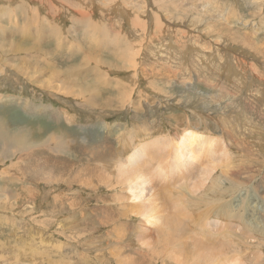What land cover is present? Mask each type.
Listing matches in <instances>:
<instances>
[{
  "label": "rangeland",
  "instance_id": "374dc122",
  "mask_svg": "<svg viewBox=\"0 0 264 264\" xmlns=\"http://www.w3.org/2000/svg\"><path fill=\"white\" fill-rule=\"evenodd\" d=\"M0 21V264H264V0H0ZM186 129L213 138L198 168L153 146ZM146 140L154 227L114 178Z\"/></svg>",
  "mask_w": 264,
  "mask_h": 264
},
{
  "label": "bare ground",
  "instance_id": "6f19581e",
  "mask_svg": "<svg viewBox=\"0 0 264 264\" xmlns=\"http://www.w3.org/2000/svg\"><path fill=\"white\" fill-rule=\"evenodd\" d=\"M32 1H34V0H32ZM99 1H101V0H99ZM65 2H66V0H65ZM75 2H76V0H75ZM83 2V1H82ZM104 2V1H103ZM38 3V2H37ZM70 3V2H69ZM100 3V2H99ZM81 4V3H80ZM79 4V5H80ZM97 4H98V2H97ZM7 5V4H6ZM14 5V4H13ZM38 5V4H37ZM70 5V4H69ZM83 5V4H82ZM44 6V5H43ZM48 6V5H47ZM73 6V5H72ZM72 6H70V8L72 7ZM75 6V5H74ZM91 6V5H90ZM159 6V5H158ZM173 6V5H172ZM49 7V6H48ZM77 6H75L74 8H76ZM82 7V6H81ZM20 8H22V7H20ZM34 8V7H33ZM47 8V7H46ZM73 8V7H72ZM73 8V9H74ZM134 8H136V7H134ZM78 9H80V7L78 8ZM206 10H209L208 8H205ZM4 10V9H3ZM26 10H27V8H26ZM81 10V9H80ZM32 11V10H31ZM46 11V10H45ZM37 13V12H36ZM44 13V12H43ZM76 13V12H75ZM169 14H170V11L168 12ZM25 14V13H24ZM88 14V13H87ZM176 15V14H175ZM84 17V16H83ZM175 17V16H174ZM173 17V18H174ZM225 17H228V15H225ZM31 18H32V16H31ZM40 18H42V15L39 17V19ZM54 18V17H53ZM154 18V17H153ZM152 18V19H153ZM178 18V17H177ZM38 19V20H39ZM102 19V18H101ZM156 19V18H155ZM175 19V18H174ZM211 19H215V20H221L226 26H228V25H231L230 23V19H228V18H225V19H222V18H220V17H218V16H216L215 14H213V13H210V14H207L206 15V17H200L199 18V20L201 21V20H204L205 22H208V21H210ZM37 20V19H36ZM74 20V19H73ZM80 20V19H79ZM80 21H82V20H80ZM1 22V21H0ZM25 22V21H24ZM83 22V21H82ZM191 22L192 23H195L194 22V18H192L191 19ZM107 23V22H106ZM155 23H156V27L158 28V25L160 24L159 22H158V20L156 19L155 20ZM102 25V24H101ZM109 25V24H108ZM122 26V25H121ZM253 26H255L254 24H253ZM262 26H263V22H262ZM3 27H5V26H3ZM15 27V26H14ZM110 27V26H109ZM203 27H207L206 25H204ZM111 28V27H110ZM160 28V27H159ZM158 28V29H159ZM1 30H2V28H0ZM11 29V28H10ZM185 29L186 30H188L189 28H188V25H186V27H185ZM254 29V28H253ZM157 30V29H156ZM8 31V30H7ZM253 32V31H252ZM3 33V32H2ZM183 33V32H182ZM7 34V33H6ZM5 35V34H4ZM254 35H256V33H251L250 34V37H254ZM2 36V35H1ZM13 36V35H12ZM27 36V35H26ZM263 36H264V34H263ZM8 37V36H7ZM252 37V38H253ZM257 37V36H256ZM29 38H30V36H29ZM258 39V38H257ZM9 40V39H8ZM33 40V39H32ZM31 40V41H32ZM47 40V39H46ZM15 41V40H14ZM18 41H20V39H18ZM18 41L16 42V43H14L13 45L11 44L10 46H12V48H13V50H14V52H16L17 53V55L18 56H20V58H22L23 59V55L22 54H24V53H26V51H28L27 50V47L25 46V45H22V44H18ZM10 42H11V39H10ZM33 42V41H32ZM39 42V41H38ZM32 44V43H31ZM37 44V43H36ZM44 44V43H43ZM42 44V45H43ZM123 45V44H122ZM125 45V44H124ZM5 48H7V47H5ZM43 48V47H42ZM33 49V48H32ZM45 49V48H44ZM52 49H53V47H51L50 49H45V50H42L41 49V51H37V52H39L40 54H43V53H48V52H51L52 51ZM259 49H261L262 51H264V49L263 48H261V47H259ZM0 51L1 52H3V50H2V48H1V45H0ZM55 51V50H54ZM102 51V50H101ZM19 52H20V54H19ZM103 52H104V50H103ZM10 53V52H9ZM99 53V52H98ZM105 53V52H104ZM53 54H55V52L53 53ZM109 54H110V52H109ZM112 54H114V52H112ZM118 54V53H117ZM104 55H106V54H104ZM201 55V54H200ZM119 56V55H118ZM203 56V55H202ZM47 57V56H46ZM111 57H113V56H111ZM117 57V56H116ZM120 57V56H119ZM21 60V59H20ZM88 60H90V59H87V61ZM100 60V59H99ZM98 60V61H99ZM139 60V59H138ZM110 61V60H109ZM115 61V60H114ZM113 61V62H114ZM123 61V60H122ZM126 61V60H125ZM41 62V61H40ZM108 62V61H107ZM124 62V61H123ZM122 62V63H123ZM137 62V61H136ZM119 63V62H118ZM140 63V62H139ZM42 64V63H41ZM99 64V63H98ZM114 65V64H113ZM117 65V64H116ZM115 65V66H116ZM135 65V64H134ZM127 67H128V64H127ZM46 68V67H45ZM77 69V68H76ZM66 70V69H65ZM11 72H13V74H17V75H20V73H23L24 72V69L23 68H20V67H13L11 70H10ZM16 71V72H15ZM32 72V71H31ZM66 72H67V70H66ZM84 73V72H83ZM136 73V72H135ZM12 74V73H11ZM31 74V73H30ZM66 74V76L68 75V73H65ZM58 75V74H57ZM39 76V75H38ZM69 76V75H68ZM37 77V76H36ZM83 77V76H82ZM64 78H65V75H64ZM84 78V77H83ZM86 78V77H85ZM66 79V78H65ZM74 79H76V78H74ZM81 79V78H80ZM78 80V79H77ZM64 81H66V80H64ZM80 81V80H79ZM48 82V81H47ZM67 82V81H66ZM85 85V84H84ZM93 85V84H92ZM95 87V86H94ZM48 88V87H47ZM85 89V88H84ZM88 89V88H87ZM90 90V89H89ZM87 92V91H86ZM94 92H95V90H94ZM94 92H93V94H94ZM86 94V93H85ZM88 99V98H87ZM94 98H89V103L88 104H94V100H93ZM113 99V98H112ZM84 100H85V102L86 101H88V100H86L85 98H84ZM112 101V100H111ZM92 104H91V106H92ZM82 106V105H81ZM81 108V107H80ZM129 136L131 137V139H132V133L131 132H129ZM134 136V135H133ZM0 138L3 140V136L0 134ZM145 138V137H144ZM129 139V138H128ZM170 138H166V137H160L157 141H155L154 143H153V146H154V149L156 150V149H163V148H165L164 146H166L168 143H171L172 144V149H171V152H170V156H172L173 157V159H174V161H175V164L176 165H178L179 167L181 166L182 168H187V169H190V166L192 165V163H194L195 162V164L193 165V167L192 168H198L199 167V164H200V161H201V157L204 155L205 156V158H208V161H209V155L211 154V151H209V149L211 150V149H213V148H215V145H212V143H214L213 141H211V140H213V138H208L206 135H204V134H201V133H199V132H196V131H194V130H191V129H186V130H184V132H183V134H181V135H179V137H177V140H175L174 142H173V140L172 139H170ZM130 140V139H129ZM149 140V139H148ZM148 140H146V141H144V142H141V143H139L135 148H134V150L127 156V158H125L124 160H119L118 159V164H117V162H116V164H117V171H116V177H114V178H116V180H117V184L119 185V188L121 187V185H123L122 186V188H124L125 189V191L128 193V195H126V196H128V198L126 197V199H128V200H130V202H131V206L130 205H128V206H126V207H128L129 209L128 210H130V212L132 213V215H130L129 217H131L132 219H134V218H136L137 216H140V217H142L141 218V222H142V226L144 227L145 225H147V224H150V225H153V227H154V225H157L158 223H162L163 221H162V219H158V217L159 216H157V215H155V214H153V211H154V207H157V206H155V205H157L155 202L157 201L156 199H152V193L149 191V187L148 186H145V184H144V181H146L149 185L151 184V180L149 179V177H148V175H147V172L148 171H146L147 169L145 168V162L143 161V158L145 157V155H148V153L149 152H147V148H146V146L148 147L150 144H151V142H148ZM208 140L209 142H210V148L208 149V154L206 155L205 154V150L206 149H204V147H206V145L205 144H208V143H206V141ZM149 141H151V140H149ZM153 141V140H152ZM204 141H205V143H204ZM127 142V141H126ZM2 143V142H1ZM203 143H204V145H203ZM129 145V144H128ZM212 145V146H211ZM208 146V145H207ZM151 147V146H150ZM161 147H163V148H161ZM169 148V147H168ZM160 149L158 150V152H160ZM51 150V149H50ZM155 150H152V151H154L155 152ZM165 150V149H164ZM124 151V150H123ZM66 152H67V150H66ZM157 152V151H156ZM199 152V153H198ZM127 154V153H126ZM151 154V153H150ZM154 154V153H153ZM163 154V153H162ZM3 155H4V153H3ZM161 155V154H160ZM159 155V156H160ZM100 157V156H99ZM152 158H153V155L151 156ZM162 156H161V158H160V160L159 161H162ZM111 160V159H110ZM55 161V160H54ZM69 162V161H68ZM210 163V162H209ZM63 165V164H62ZM213 166L215 165V163L214 164H212ZM187 166V167H186ZM212 167V166H211ZM103 170V169H102ZM110 170V169H109ZM92 171V170H91ZM188 171V170H187ZM191 171V170H190ZM103 172V171H102ZM106 172V171H105ZM113 172V171H112ZM209 172V171H208ZM77 173V172H76ZM113 173V174H114ZM207 173V169L206 168H203V170L202 171H200V174H206ZM100 174V173H99ZM108 174V173H107ZM111 174L112 173H110V177H111ZM112 174V175H113ZM114 174V175H115ZM103 175H105L104 173H103ZM204 175H201L202 177L204 176ZM207 175V174H206ZM102 176V175H101ZM200 176V175H199ZM75 177V176H74ZM107 177V176H106ZM188 177H190V176H188ZM114 180V179H113ZM191 180V179H190ZM69 181V180H68ZM115 182V181H114ZM108 183H109V181H108ZM193 183V182H192ZM209 183V182H208ZM177 184V183H176ZM189 184H191V183H189ZM210 185V184H209ZM151 186V185H150ZM187 186H189V185H187ZM199 186V185H198ZM190 187V186H189ZM189 187H187L188 189V191H190L191 190V188H189ZM212 187V186H211ZM180 188H181V186H180ZM179 188V189H180ZM184 188H186V187H183V189ZM194 188H195V185H194ZM207 188V187H206ZM190 189V190H189ZM201 189V188H200ZM178 190V189H177ZM186 190V189H185ZM122 190H120V192H121ZM205 191V190H204ZM212 191H214V190H212ZM179 192H180V190H179ZM191 192H192V190H191ZM195 192V191H194ZM121 193H123V192H121ZM149 193H150V195H149ZM183 193V192H182ZM189 193V192H188ZM206 193V192H205ZM125 194V193H124ZM181 194V193H180ZM179 194V195H180ZM153 195H155V194H153ZM157 195V194H156ZM179 195H177V196H179ZM185 195V194H184ZM191 195V194H190ZM125 195H118V199H120V200H122L123 199V197H124ZM192 196V195H191ZM181 197V196H180ZM182 198V197H181ZM111 199V198H110ZM158 199V198H157ZM168 199V198H167ZM183 199V198H182ZM181 199V200H182ZM198 199V198H197ZM188 200H189V198H188ZM202 200V199H201ZM204 200H206V199H204ZM208 200V199H207ZM216 199H214V201H215ZM174 201V200H173ZM186 201V200H185ZM217 201V200H216ZM115 202V201H114ZM194 202V201H193ZM203 202H205V201H203ZM158 203V202H157ZM167 203V202H166ZM208 203V202H207ZM164 204H165V202H164ZM187 204V203H186ZM198 204H200V203H198ZM120 205V204H119ZM166 206H167V204H165ZM164 205V206H165ZM170 205V204H169ZM211 205V204H210ZM162 206V205H161ZM172 206V205H171ZM170 206V207H171ZM113 207V206H112ZM169 207V208H170ZM208 207V206H207ZM210 207V206H209ZM171 209H172V207H171ZM170 209V210H171ZM261 209H263V208H261ZM158 210V209H157ZM156 210V211H157ZM196 210V209H195ZM210 210V209H209ZM215 210V209H214ZM172 211V210H171ZM213 211V210H212ZM227 211V210H226ZM158 212H160L159 210H158ZM180 213H181V211H179ZM216 212V211H215ZM161 213H163L162 211H161ZM172 213V212H171ZM179 213V214H180ZM214 214V213H213ZM184 215V214H183ZM230 215V214H229ZM233 215V214H232ZM136 216V217H135ZM134 217V218H133ZM204 217V216H203ZM178 219H179V217H178ZM164 220V219H163ZM179 220H181V218L179 219ZM185 221V220H184ZM170 223H173V220H172V218H170V219H165V224H166V227H168L169 225H170ZM178 223H179V221H178ZM213 223V222H212ZM215 223V222H214ZM213 223V224H214ZM180 224V223H179ZM150 225H149V227H150ZM216 225V224H215ZM161 226V225H160ZM184 226V225H183ZM218 226V225H217ZM213 227H214V225H213ZM212 227V228H213ZM165 228V227H164ZM180 228V227H179ZM216 228V227H215ZM140 229V228H139ZM144 229H147V227L146 228H144ZM167 229V228H166ZM165 229V230H166ZM172 229H173V227H172ZM178 228H176V230H177ZM208 229V228H207ZM220 229V228H219ZM151 230V229H150ZM214 230V229H213ZM200 231V230H199ZM209 231V230H208ZM207 231V232H208ZM218 231V230H217ZM176 232V231H175ZM178 232H180V231H178ZM177 232V233H178ZM206 232V231H205ZM134 233H135V231H134ZM137 233V232H136ZM139 233V232H138ZM177 233H174V234H177ZM211 233H213V231L211 232ZM179 234V233H178ZM186 234H187V232H186ZM138 235V234H137ZM136 235V237L137 238H139L138 236ZM211 235V234H210ZM142 236V235H141ZM148 236H150L149 235V233H148ZM164 235H162L161 237H163ZM172 236V235H171ZM187 236H188V234H187ZM144 237V236H143ZM159 237V236H158ZM165 237V236H164ZM163 237V238H164ZM183 237V236H182ZM207 237V236H206ZM167 238V237H166ZM169 238V237H168ZM176 239V236L174 235V237H173V240H175ZM178 238V237H177ZM142 240V239H141ZM165 240V239H164ZM185 240V239H184ZM147 241V240H146ZM146 241H144V242H146ZM185 241H187V240H185ZM143 242V241H142ZM142 242H140L141 244H142ZM161 242H163L162 240H161ZM160 242V239H159V243H161ZM174 243H176V242H174ZM144 244V243H143ZM163 244V243H162ZM186 244V243H185ZM184 244V245H185ZM187 244H188V242H187ZM145 245V244H144ZM147 245V244H146ZM143 246V247H145V248H147L148 247V245L147 246ZM162 246V245H161ZM176 246V245H175ZM174 246V247H175ZM181 246H183V245H181ZM173 247V248H174ZM150 248V247H149ZM171 248H172V246H171ZM176 248V247H175ZM183 248H184V246H183ZM148 249V248H147ZM176 249H178V248H176ZM186 249V248H185ZM171 250H173V249H171ZM142 251V250H141ZM170 252V251H169ZM202 252V251H201ZM175 255V254H174ZM171 256V255H170ZM173 256V255H172ZM167 257V256H166ZM174 257V256H173ZM226 257V256H225ZM179 258V257H178ZM169 260H167L166 262H168ZM172 261V260H171ZM179 261V260H178ZM198 261V260H197ZM165 262V263H166ZM177 264H178V262H177Z\"/></svg>",
  "mask_w": 264,
  "mask_h": 264
}]
</instances>
